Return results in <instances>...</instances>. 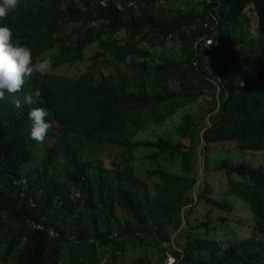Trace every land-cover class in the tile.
<instances>
[{
	"label": "trees",
	"instance_id": "16d2710c",
	"mask_svg": "<svg viewBox=\"0 0 264 264\" xmlns=\"http://www.w3.org/2000/svg\"><path fill=\"white\" fill-rule=\"evenodd\" d=\"M132 1L106 0L104 7L99 0H19L0 19L12 30V42L30 47L34 59L56 46L53 65L80 58L82 47L98 35L101 47L76 74L34 73L21 91L5 92L0 101V264H120L126 244L152 240L162 252L160 239H173L177 231L182 238L172 248V264H264V165L219 158L213 167L222 172V194L212 196L209 180L201 176L182 210V228L170 236L168 230L180 222L176 210L191 199L190 146L180 137L196 131L195 117L183 110L172 125L174 140L166 134L129 136L141 118L161 119L178 102L196 97L202 91L197 75L205 86L212 80L219 85L217 100H208V122L200 126L202 141L226 137L240 148L264 147V0H200V9L173 7L166 0ZM248 12L255 20L252 31ZM204 18L208 26L201 24ZM88 22H95L93 29ZM242 24L249 36L237 31ZM202 32L213 35L209 48L201 45ZM168 36L178 40L179 57L158 53L157 60L147 61L150 46ZM98 54L101 65L94 62ZM114 61L135 71L113 69ZM36 89L44 103L25 105L24 96ZM33 107L50 113L43 142L30 138ZM140 146L149 149L141 157L156 159L162 152L177 158L178 171L145 169L158 171L167 183L154 206L130 162L129 150ZM62 176L77 195L68 193ZM227 194L250 208L248 234L216 239L192 231L210 226L205 217L191 221L192 202L205 204L202 214L213 206L229 210ZM31 218L53 225L57 235L32 226ZM125 264L149 259L137 254Z\"/></svg>",
	"mask_w": 264,
	"mask_h": 264
},
{
	"label": "rangeland",
	"instance_id": "374dc122",
	"mask_svg": "<svg viewBox=\"0 0 264 264\" xmlns=\"http://www.w3.org/2000/svg\"><path fill=\"white\" fill-rule=\"evenodd\" d=\"M166 4L170 6H182L183 9L188 7H193L200 9L201 1L200 0H166ZM246 21L248 22V28L252 31L255 27V20L252 13L248 12ZM94 24L88 22V29H93ZM245 24L240 25L237 29L239 34L249 36L250 31ZM94 37L90 42L85 44L82 47V55L80 58L73 59L70 62H60L53 65V70L60 73L66 74H76L78 71L86 67L87 62L90 60L88 54L93 52L96 49L101 47L98 44V37ZM56 51V46L47 47L42 50L38 55H43L45 53H53ZM158 53H165L168 56L179 57V47L178 40L175 37H165L162 41L153 44L150 46V54L146 56V60L153 62L157 60ZM96 55L94 62L97 65L102 64V57ZM107 55V53H106ZM140 58V57H139ZM114 66H118L120 70H126L128 73L135 71V68L132 66H126L122 62H113ZM105 68V67H103ZM106 68L112 69V63L107 64ZM195 82L200 85L201 92L188 100H183L178 102L177 105L173 106L172 110L168 113L162 115L161 119L151 120L143 119L139 120L137 127L129 135L130 138H152L156 134H166L170 137L171 140L176 138V133L172 132V125L180 119V115L184 109H188L191 112V115L195 117L194 124L196 127L192 129V132H186L185 136L180 137V140L184 144L189 143V151L192 163L191 174L193 176V181L196 179V174L199 172L200 177H204L209 180L210 185V194L212 196H218L222 194L224 178L220 169H215L213 164L219 159L224 158L228 162H235L239 159H243L251 165H264V147L260 148H240L236 145L233 138H214L207 141H202L199 133L203 127H200L202 124L208 122L206 120L207 115V106L209 105L208 100L211 96L214 100H217L216 90L219 88V85L216 81L212 80V86H205L206 84L202 83L200 78L197 75H193ZM175 82V81H174ZM146 117V116H144ZM191 134V135H190ZM190 139V142H189ZM146 146H140L133 150H129L130 162L132 163L133 170L136 177L143 179L145 182L144 188H146L150 194V202L154 206V201L161 197L164 194V188L166 186V181L163 179L161 174L156 171L149 173L145 169L157 165L170 171H178V165L176 163V156L172 155L169 157L165 153H159L156 159H150L146 157H141V153L148 151ZM202 150V151H201ZM202 153V161H201ZM201 164V168L198 169V166ZM65 182V185L69 188V191H72L74 186L70 185L67 179L61 177ZM61 179V181H62ZM192 186L189 188L188 194L191 191ZM194 194V192H193ZM192 196H189L193 200ZM226 198L230 201L231 207L229 210L217 208L215 206L202 214V211L205 209V204L200 200L192 202L191 210L188 212V217L192 220L203 218L207 219V223L210 225L206 232H203L202 227H194L191 230L196 231L199 234L205 233L206 235L213 236L216 239H220L225 236L240 237L247 235L251 225V211L250 208L244 203L240 198L235 195L227 194ZM188 205H181L176 210L177 213L182 212L185 207ZM156 210V208H155ZM157 211V210H156ZM116 216H121L122 213L118 208H115ZM158 212V211H157ZM218 215L224 216L223 220L217 218ZM182 228L181 218L179 224L168 230V235L171 236L173 231L180 230ZM182 238V232L177 231L173 237V248H178L180 245V240ZM155 244L152 240H147L139 243H128L126 244L125 249L119 254L120 264H125L130 258L137 254H141L145 257L148 256L149 264H160L162 259V252L158 249H155ZM103 254H106L108 247L104 246ZM64 252V249H62ZM61 261V260H60Z\"/></svg>",
	"mask_w": 264,
	"mask_h": 264
},
{
	"label": "clouds",
	"instance_id": "9594fccd",
	"mask_svg": "<svg viewBox=\"0 0 264 264\" xmlns=\"http://www.w3.org/2000/svg\"><path fill=\"white\" fill-rule=\"evenodd\" d=\"M101 4L107 7L106 0H101ZM18 6L19 0H0V19L6 18ZM12 36V30L8 26L0 25V101L5 99V92L15 94L21 91L26 77H30L34 73L44 76L50 74L53 70V54L45 53L34 59L32 49L19 42L14 44ZM23 99L25 105L37 102L44 103L39 89H36L30 95H25ZM14 104L17 109L23 107L18 99L14 100ZM49 115V111L43 107H33L29 110L28 117L32 121L30 128V138L32 140L44 141L50 127L45 118Z\"/></svg>",
	"mask_w": 264,
	"mask_h": 264
},
{
	"label": "built area",
	"instance_id": "2783aa9c",
	"mask_svg": "<svg viewBox=\"0 0 264 264\" xmlns=\"http://www.w3.org/2000/svg\"><path fill=\"white\" fill-rule=\"evenodd\" d=\"M99 2L101 3V0H99ZM127 3L133 4L132 0H127ZM198 17L195 16V19H197ZM91 22V21H90ZM202 25L208 26V20L207 19H203L201 21ZM208 32V31H207ZM168 35V33L166 34ZM200 40H201V45L204 48H209L210 45H208L209 43L214 42V38L213 35L210 33H206V32H202L200 34ZM208 45V46H207ZM190 62L194 63V57L190 58ZM23 178L21 177L20 180H22ZM70 195H77L78 194V190L76 188H73L72 191L68 192ZM29 222V224H31L32 226H37V227H44L47 234L55 236L57 235V230L53 227V225L49 224V223H43L37 219L31 218L29 220H27ZM161 247H162V259L160 261V264H172L174 262L175 256L174 253L172 251L173 248V243H172V239L169 237L167 239H160L159 241ZM99 262H103V257H101L99 259Z\"/></svg>",
	"mask_w": 264,
	"mask_h": 264
},
{
	"label": "water",
	"instance_id": "95a60500",
	"mask_svg": "<svg viewBox=\"0 0 264 264\" xmlns=\"http://www.w3.org/2000/svg\"><path fill=\"white\" fill-rule=\"evenodd\" d=\"M206 120H207V117H206ZM202 151V150H201ZM201 161H202V153H201ZM201 168V164L198 166V169H200ZM199 178H200V174H199V172L196 174V179L193 181V183H192V189H191V191L189 192V196H192V194H193V192H194V189H195V187L197 186V183H198V181H199ZM192 199H189V201L187 202V203H185V205H188L189 204V202L191 201ZM179 217L180 218H182V212H179ZM181 223H183V220L181 219Z\"/></svg>",
	"mask_w": 264,
	"mask_h": 264
}]
</instances>
